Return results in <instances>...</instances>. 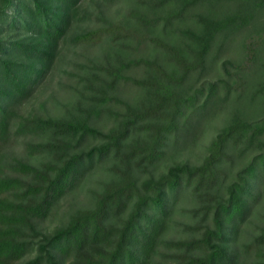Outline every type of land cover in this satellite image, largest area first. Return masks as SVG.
Segmentation results:
<instances>
[{"label":"trees","instance_id":"1","mask_svg":"<svg viewBox=\"0 0 264 264\" xmlns=\"http://www.w3.org/2000/svg\"><path fill=\"white\" fill-rule=\"evenodd\" d=\"M263 201L264 0H0V264H264Z\"/></svg>","mask_w":264,"mask_h":264},{"label":"rangeland","instance_id":"2","mask_svg":"<svg viewBox=\"0 0 264 264\" xmlns=\"http://www.w3.org/2000/svg\"><path fill=\"white\" fill-rule=\"evenodd\" d=\"M60 78V73L59 75H55V77H53L52 79H55V82L53 83L54 85L52 84H49L46 88H44V94H49L50 92H53V90H57L58 89V85H56V82L58 81V79ZM52 82V80L50 81ZM56 86V87H55ZM62 93L63 95V91H60V94ZM212 125H220L222 124V118L219 117V118H216L214 119L212 122ZM211 126V124L209 125ZM214 132V130H213ZM212 136V132L209 131L208 133H206L205 135V138H204V142H208V140L210 139V137ZM15 152H16V156H19V157H25L23 155V146L21 143H19L17 145V148L14 149ZM205 148L202 147V146H199L198 147V150H196L194 153H193V157H191V159H193V161H197V156L198 154H204L205 153ZM111 175L108 174V171L107 170H104L103 171H96V175H91L89 178L85 179L82 184V186H85L83 188V190H78V193H77V196H74L75 199H74V202L72 203V201H70L71 199H66L67 201H62V207L58 209V213L61 214V213H67L72 207H76V206H86L88 205L89 203V200L91 199L90 197V188H98L101 186V183L104 182V180H108L110 179ZM72 203V204H71ZM194 200L191 199V197L189 196H186L182 201H181V205L182 206H185L187 209L186 211L183 210V209H179V207L177 208L176 212H175V215H174V221L179 223L178 225L180 226V224H183V223H194V216H192V214L190 213L189 209L194 205ZM261 212H264V201L261 203V205L257 208L256 210V214L253 216L252 218V221H250V223L248 224L249 228L254 231L256 229V223L258 222L257 221V218H258V215L259 213ZM55 215H56V212H55ZM53 216V218L55 219L56 216ZM52 218V217H51ZM52 218V219H53ZM53 221H43V224L44 226H48V227H52L56 222L58 224L59 221L57 220H54ZM261 220V219H260ZM179 226H177L176 228H174L171 232H170V236H173V237H178L180 235H182V230H181V226H180V229H179ZM182 232H181V231ZM256 231V230H255ZM186 233L188 235H190V233H188L186 231Z\"/></svg>","mask_w":264,"mask_h":264}]
</instances>
